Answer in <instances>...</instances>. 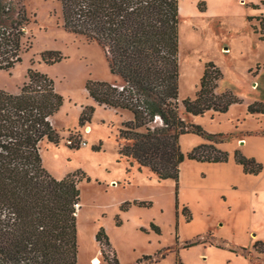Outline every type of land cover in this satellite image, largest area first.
I'll return each instance as SVG.
<instances>
[{
  "label": "trees",
  "instance_id": "obj_1",
  "mask_svg": "<svg viewBox=\"0 0 264 264\" xmlns=\"http://www.w3.org/2000/svg\"><path fill=\"white\" fill-rule=\"evenodd\" d=\"M59 2L62 27L99 43L111 72L121 78V83L90 79L86 84L98 105L134 114V119L124 121L118 130V161L135 162L139 171L147 168L160 180H175L179 215L182 162L186 158L210 162L230 158V153L218 146L229 134L211 133L180 113V0ZM256 18L259 24L252 26L264 39V15ZM31 23L24 0H0V71H10L23 61L24 52L32 46L28 35ZM65 58L61 50L42 53L43 62L50 65ZM27 77L19 92L0 88V264H79L75 204L80 199V182L91 178L78 171L59 179L44 166L43 142L58 146L62 139L52 117L64 97L47 73L29 67ZM222 77L220 67L209 61L196 96L183 100L186 112H226L232 104L243 102L230 89L217 93ZM95 110V105L83 107L80 126L92 121ZM248 111L264 113V102L250 103ZM186 133L200 135L207 142L185 153L180 137ZM235 159L245 173L264 170L262 162L240 150H236ZM188 211L182 209L191 221ZM96 239L102 245L105 264H122L104 227ZM198 243L195 240L186 247ZM254 247L264 252V241H256ZM145 261L154 258L145 255L137 264Z\"/></svg>",
  "mask_w": 264,
  "mask_h": 264
},
{
  "label": "rangeland",
  "instance_id": "obj_2",
  "mask_svg": "<svg viewBox=\"0 0 264 264\" xmlns=\"http://www.w3.org/2000/svg\"><path fill=\"white\" fill-rule=\"evenodd\" d=\"M24 3L32 19L28 27L32 46L24 52L23 61L15 68L0 71V88L19 92L28 80V68L35 67L54 79L56 90L64 97L54 115L61 142L58 146L43 142L42 155L44 166L57 178L78 171L91 178L90 181L84 178L79 184L78 263L105 264L102 245L96 239L101 227L106 229L122 264H137L145 255L152 256L154 261L142 264L220 263L223 260L220 253L209 252L202 244L180 253L179 241L188 240L184 245L195 240L226 244L225 241L219 243L221 241L216 237L212 223L216 218L211 215L214 208L202 210L195 206L194 223L180 225L175 180H160L147 168L139 171L135 162L130 165L125 159L118 161L116 133L120 115L99 107L92 121L80 126L86 101L95 105L86 88L88 80L122 82L111 72L104 49L99 43L62 27L59 0H24ZM259 6L252 0H180L182 116L186 113L183 100L196 96L198 79L203 76L209 61L215 62L223 72L217 93L230 89L246 101L260 94L264 101V74L254 79L262 65L252 67L249 72L251 65L264 60V41L255 34L248 18L255 16L249 15L250 10ZM50 49L61 50L66 58L52 65L44 63L42 53ZM88 126L90 129L86 130ZM78 135L83 137L85 144H79ZM70 138L75 144L67 142ZM236 182V200H239L236 220L239 216L264 217V208L259 207L255 199L250 200L253 189L264 186V175L246 178L236 172ZM188 214H192L190 208ZM208 226L212 228L192 236ZM258 231L264 232V225L236 223L234 264H264V252L254 247L256 241H250H264L258 237Z\"/></svg>",
  "mask_w": 264,
  "mask_h": 264
},
{
  "label": "crops",
  "instance_id": "obj_3",
  "mask_svg": "<svg viewBox=\"0 0 264 264\" xmlns=\"http://www.w3.org/2000/svg\"><path fill=\"white\" fill-rule=\"evenodd\" d=\"M260 1L261 0H252V2L259 4L260 6L250 10L249 15H255L253 21L249 20L251 26L254 23L259 24V21L256 17L264 15V5H262ZM255 34L258 35L256 32ZM259 39L264 41V39H261L260 37ZM258 64L262 65V68L257 74V77H254V79L260 78L264 74V60H259L255 64L251 65L249 72L252 67H257ZM201 77L202 75L198 79L199 84ZM114 82L116 81H113V83ZM253 84L254 83H252V86ZM219 86L217 91L219 90ZM254 89L259 90L257 88ZM92 101L97 106L96 108L104 107L98 105L93 98ZM255 101H263L260 94L250 101L243 99V102L241 103L232 104L226 112L209 110L203 115H193L188 112L183 114V118L192 123L201 124L207 131L211 133L229 134L227 140L219 143L218 146L223 150L228 151L230 153V158L225 162L200 161L186 158L182 162L179 182V202L181 205L180 225H182L183 222L186 224L194 223L195 206H197V208H202V210H211V208H214V211L211 214L213 218H216V221L212 222L214 226L213 228L216 231L215 233L218 241H221L219 243H224L223 241H225L226 244L217 245L212 242H202L191 247H186L184 243L188 240H186L184 243L179 241L178 247L180 249V253H183L185 249L193 248L202 244L203 247L209 252L218 251L220 253V255L223 257V260H221L218 264H234L236 262V223L264 225V217L260 216H254L250 218L239 216V220H236V206L239 202V200H236V190H238V188H236V172L238 176L241 174L246 178H260L264 175V170L259 174L245 173L243 165L238 163L235 159V152L238 148L245 155L249 157H255L258 161L264 164V113H250L248 111V105ZM88 104H92V102L86 101L85 105ZM107 109H110L115 114L120 115L121 120H119V128L124 121L134 119V114L129 110L116 108ZM126 111H129L131 114H126ZM52 123L55 126L54 116L52 117ZM119 128H117V133ZM89 129L90 127L88 126L87 130ZM180 142L182 145V150L187 153L195 146L207 142V140L200 135L186 133L181 135ZM43 149L44 148H42V154ZM253 191V197H251L250 200L255 199V203L259 207L264 208V186L255 188ZM183 207H187L188 209L190 208L192 210L193 215L191 221H188L183 213H181ZM225 218H227L228 221L225 220ZM215 226L217 227L215 228ZM209 228L212 227L208 226L205 229H200L192 236L202 233V230L203 232L207 231ZM258 232V237L264 239V232ZM250 241L254 242L257 241V239H250Z\"/></svg>",
  "mask_w": 264,
  "mask_h": 264
},
{
  "label": "built area",
  "instance_id": "obj_4",
  "mask_svg": "<svg viewBox=\"0 0 264 264\" xmlns=\"http://www.w3.org/2000/svg\"><path fill=\"white\" fill-rule=\"evenodd\" d=\"M86 130H87V129H86ZM78 140H79V144H80V145H83V144L86 143V142L84 141L83 137H80L79 135H78ZM67 142H68L69 144H75V141H74L73 139H71V138L68 139ZM75 206H76L77 209H79V208L81 207V203L77 202V203L75 204Z\"/></svg>",
  "mask_w": 264,
  "mask_h": 264
},
{
  "label": "bare ground",
  "instance_id": "obj_5",
  "mask_svg": "<svg viewBox=\"0 0 264 264\" xmlns=\"http://www.w3.org/2000/svg\"><path fill=\"white\" fill-rule=\"evenodd\" d=\"M77 215H78V211H77Z\"/></svg>",
  "mask_w": 264,
  "mask_h": 264
}]
</instances>
